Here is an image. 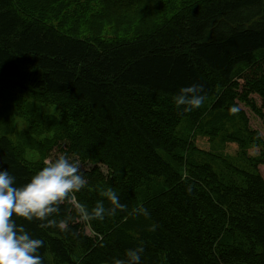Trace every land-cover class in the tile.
Masks as SVG:
<instances>
[{"label":"trees","instance_id":"16d2710c","mask_svg":"<svg viewBox=\"0 0 264 264\" xmlns=\"http://www.w3.org/2000/svg\"><path fill=\"white\" fill-rule=\"evenodd\" d=\"M37 1L0 0V98L9 91L10 102L31 99L27 107L40 120L41 107H53L44 123L29 121L43 125L37 136L52 135L35 163L25 145L1 136L0 170L22 186L55 147L95 166L82 172L88 183L72 194L76 202L66 199L49 217L67 220L66 230L14 217L44 241V264H113L141 242V264H264V0H175L171 15L157 13L152 31L126 39L63 27V12L57 23L36 18L24 6ZM61 7L82 22L89 13ZM193 84L203 85L206 99L183 113L174 97ZM198 138L242 151L204 158L210 154ZM215 158L229 180L209 161ZM109 187L126 210L81 219L75 204L111 207L103 195ZM139 207L150 215H137Z\"/></svg>","mask_w":264,"mask_h":264},{"label":"clouds","instance_id":"9594fccd","mask_svg":"<svg viewBox=\"0 0 264 264\" xmlns=\"http://www.w3.org/2000/svg\"><path fill=\"white\" fill-rule=\"evenodd\" d=\"M203 92V85L200 84L180 88L174 97L176 108L182 109L183 113L201 108L206 99ZM230 111L235 114L238 108L233 106ZM44 165L22 186H16L15 178L8 170H0V264H44L39 251L44 247V241L33 238L23 225L16 223L14 217L28 222L45 221L43 227L66 230L67 220L57 221L49 217L58 214L60 205L66 199H74L72 194L87 186L79 163L66 154L46 159ZM103 195L111 207L106 208L103 201H97L89 211L86 205L76 204V212L81 219L103 221L106 215L113 216L117 210H126L127 205L121 203L120 196L111 187ZM134 211L137 215H150L144 207ZM156 227L153 225L150 230L154 232ZM144 250L141 242L137 247L128 249L125 258H117L113 264H141Z\"/></svg>","mask_w":264,"mask_h":264},{"label":"rangeland","instance_id":"374dc122","mask_svg":"<svg viewBox=\"0 0 264 264\" xmlns=\"http://www.w3.org/2000/svg\"><path fill=\"white\" fill-rule=\"evenodd\" d=\"M59 1L61 0H38L37 2L39 3L35 6L29 8L25 5L24 7L32 11L36 18H47L56 23L58 13L63 12L67 17L66 20L68 22V25L65 24L63 27L70 26L69 29H84V32H87L90 29L93 33L99 36L102 35L101 37L106 39H126L135 37L139 33L152 31L159 21V18L157 17L159 15L157 13L163 14V18L171 15L175 0H131L130 2L127 0V2L125 1L124 4H121L122 7L110 3L109 0H83L79 3H76L77 0H75L74 3H72L71 0ZM63 3L71 5L73 11H75L74 9L76 8L81 11L83 9H88L89 13H87L88 16H86V20L82 22L73 12L65 11L61 7ZM119 3H121V1ZM130 3H136V5L133 6ZM46 4L51 7L46 8ZM138 7L140 13L135 11ZM99 11L101 14L98 16ZM148 13H155V15H152L151 17L141 16ZM137 19H140V21ZM117 20L119 22H117ZM4 96L6 98L5 101L0 98V137L6 135L15 145H25L27 147L25 157L30 160V162L35 163L37 160L41 159L42 155L40 152L46 147L43 139L51 137L52 134L37 136L34 131H36V128H40V131L43 130V125H37L36 123L30 125L29 121L31 123V120H34V122L38 120L44 123L45 118L43 117H47L46 113H44L46 112L45 108L47 107H41L42 119L40 120L37 117H34L35 114H32V111L34 110L32 109L29 111V108L27 107V105H34L31 99L21 100L20 102H10L8 101L10 98L9 91H6ZM34 102L38 105L42 104L40 100H35ZM47 113H50V115H56L53 107H48ZM182 127L187 132H190V128L186 123L182 124ZM28 138H33L38 143L28 141ZM197 140L198 147L210 154V156H203L204 158H209L214 154L227 159L228 157L226 155L229 154V156L234 157L236 156L237 151L241 150L240 147H237L235 144H228L227 148H225V146L219 148V144H210L206 138H198ZM248 153L251 157H257L260 151L257 148H249ZM60 154L62 153L60 152L59 147H55L48 154L46 159H51ZM209 161L217 167V170L222 177L226 180L230 179L231 173L225 170L223 163L218 158L210 159ZM76 162L79 163L82 172H91L95 168L91 163L80 162L77 160ZM98 167L103 175L106 177L110 176V172L106 166L99 165ZM72 201L76 202L75 199H72ZM87 233L90 234V231L87 230Z\"/></svg>","mask_w":264,"mask_h":264}]
</instances>
